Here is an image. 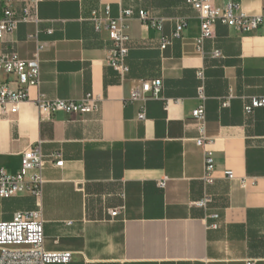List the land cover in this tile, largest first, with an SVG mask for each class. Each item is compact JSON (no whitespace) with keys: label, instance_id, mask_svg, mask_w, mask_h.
<instances>
[{"label":"crops","instance_id":"0c3cea01","mask_svg":"<svg viewBox=\"0 0 264 264\" xmlns=\"http://www.w3.org/2000/svg\"><path fill=\"white\" fill-rule=\"evenodd\" d=\"M6 1L21 10L23 0H0V11ZM215 2L264 11V0ZM108 6L112 18L127 7L164 18L162 30L129 21L124 77L107 65L112 43L97 29ZM38 17L0 40V52L29 59L40 42L39 90L48 99L102 97L94 113L48 115L32 88L17 113L0 119V166L8 172L42 142L45 248L71 251L67 264H264V107L245 112L249 97L264 96V34L217 23L198 47L200 19L186 0H43ZM177 18L187 20L182 37L162 49ZM154 78L163 80L156 97L130 100L141 81ZM202 85L204 135L217 169L211 184L202 179L205 149L192 116ZM59 158L63 166L55 165ZM228 170L235 179L224 177ZM204 195L213 201L195 206ZM37 207L30 195L0 199V220Z\"/></svg>","mask_w":264,"mask_h":264},{"label":"built area","instance_id":"2783aa9c","mask_svg":"<svg viewBox=\"0 0 264 264\" xmlns=\"http://www.w3.org/2000/svg\"><path fill=\"white\" fill-rule=\"evenodd\" d=\"M43 0H23L21 10L11 1H6L0 11V40L6 35L14 33L20 23H39V6ZM200 19V36L198 47L203 40L211 38L214 27L222 23L241 33L264 34V11L261 13H247L239 9L238 5L228 2L224 5L216 4L215 0H186ZM110 8L106 7V16L98 20L97 29H105L111 40V47L107 51L106 63L124 77L128 71L127 57L129 49L126 46L129 21L137 18L142 24L162 30L164 18L154 17L148 10L140 8L137 11L132 7L121 9L117 18L109 16ZM187 20L177 18L175 31L170 38L162 37L161 48L165 49L173 39L181 38ZM52 32V30H49ZM29 38L37 40V35ZM42 45L38 42L37 49L29 59L22 58L15 50L0 52V76L7 75V81L0 80V119L19 111L20 105L30 98L32 88H36V105L42 113L54 114L64 112L70 115H84L94 113L99 109L102 97L95 93H87L80 99H48L40 90V73ZM216 55L220 52L216 51ZM203 79V72L198 73ZM10 83H14L12 87ZM163 88V80L154 78L141 81L133 91L130 100L145 99L148 94L156 97ZM201 104L192 111V116L200 122L202 135L196 138L198 145L205 149L203 181L211 184L217 178V169L213 151L209 149L212 143L204 135L206 95L204 86L198 89ZM264 107V96L249 97L245 104V112L251 114L256 108ZM145 118V112L139 114V119ZM41 141L28 146L22 154L20 169L15 173L8 172L0 166V199L30 195L35 198L37 208L33 210L17 211L10 220H0V264H67L72 260L71 251H50L45 248L44 218L42 215V197L45 179L43 170L48 160L41 149ZM59 156V155H58ZM64 160L59 158L56 166H63ZM224 177L235 179L233 171H224ZM167 178L159 182L165 187ZM213 201L212 196L204 195L193 204L200 208H207ZM118 210L110 211L112 217L118 215ZM213 217L217 218L215 214ZM212 226L217 227L216 224ZM248 264H255L249 262Z\"/></svg>","mask_w":264,"mask_h":264}]
</instances>
